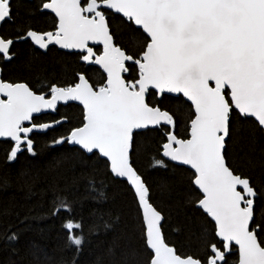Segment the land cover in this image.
<instances>
[{"label": "snow or ice", "instance_id": "obj_1", "mask_svg": "<svg viewBox=\"0 0 264 264\" xmlns=\"http://www.w3.org/2000/svg\"><path fill=\"white\" fill-rule=\"evenodd\" d=\"M21 6L20 0H0V25L15 23ZM49 14L51 30L39 28L32 19ZM28 15L14 37L0 33V62L11 63L18 55L15 45L30 41L41 50L53 45L78 50L73 53L78 60L99 66L103 76L94 81L77 71L69 82L44 81L34 90L27 80L4 78L0 67V138L10 143L7 162L16 161L25 151L35 157L33 136L68 122L62 117L38 123L39 114L78 101L82 105L79 126L53 138L51 144L76 146L85 155L105 158L108 171L130 185L140 242L149 253L146 264H264L260 207L264 205V149L259 156L254 149L242 155L253 175L240 171L233 155L237 134L249 121L253 143L257 131L264 135V0H39ZM117 17L134 39L136 33L143 37L136 47L124 46ZM90 44L102 48L94 50ZM170 98L190 102L187 138L176 132L178 119L169 109ZM148 130H163L162 157L193 170L190 183L199 196L189 202L211 218L219 243L206 244L202 256L184 254L168 240L170 214L154 204L151 186L134 166L137 136ZM154 166L168 167L163 159ZM256 169L260 176L255 175ZM20 177L22 190L33 195L29 173L22 171ZM85 179V191L95 202L108 199L104 181L97 182L94 176ZM11 183L10 176H0V189ZM162 190L167 191L168 185H162ZM78 203L67 195H54L46 214H67L62 228L67 233L66 247L75 252L62 264H78L86 243L82 218L74 215ZM11 212L9 207L0 209V215ZM16 215L21 224L41 218ZM98 219L90 233L114 230L121 217L109 212ZM4 239L13 244L19 234L9 226ZM118 250L116 241L108 253L115 257ZM124 255V264H143L136 248ZM233 256L235 260L230 259Z\"/></svg>", "mask_w": 264, "mask_h": 264}, {"label": "trees", "instance_id": "obj_2", "mask_svg": "<svg viewBox=\"0 0 264 264\" xmlns=\"http://www.w3.org/2000/svg\"><path fill=\"white\" fill-rule=\"evenodd\" d=\"M39 0H20L22 5L16 13L15 23L1 25L0 33L14 37L18 25L30 17L29 11L34 10ZM37 26L43 30H51V14L47 17L36 16L32 18ZM116 23L124 30V46L134 48L143 37L139 33L131 34L126 24ZM94 50L102 48L93 46ZM18 53L11 63L0 62L4 69V78L9 80H27L35 89L41 83H65L77 71H84L91 80H101L102 70L96 65H86L78 60L76 51L62 50L56 45L48 50H41L30 41H21L15 45ZM47 91V88L43 89ZM173 95V94H172ZM174 96V95H173ZM169 109L177 116V134L181 138L186 136V123L191 118L190 102L184 98H170L167 102ZM67 117L68 122L62 123L46 132L37 133L33 138L37 142V155L33 157L26 151L14 162H7L10 148L8 140H0V176H10L11 185L0 189V209L11 208L10 215H0V264H62L70 261L75 252L74 248L66 247V231L62 228L67 214L61 213L56 217H48L47 211L52 206L54 195H67L70 199L79 201L74 215L82 218L86 243L78 257V264H96L98 259L103 264H124V253L129 248L138 250L137 259L146 264L149 253L143 249L140 242L137 218V205L130 185L122 179L114 177L107 169L105 158L94 155H85L76 146L68 144H51L53 138L68 134L72 127L79 126L82 119V106L76 103L60 105L53 113L38 115V123L52 122ZM239 127V125H237ZM253 124L249 121L245 130L237 134L238 142L234 144L233 155L238 169L245 174L253 175V170L245 159L244 152L255 150L259 156L264 149V135L255 133V143L252 135ZM163 130L141 131L137 136V152L135 154V167L140 171L152 188L153 202L169 215L166 236L184 254L203 255L208 243H218L213 235V222L202 210L194 207L193 203L199 196L198 191L191 185L193 170L173 163L160 153V144ZM163 159L168 165L166 169L156 167L155 161ZM59 161V165H57ZM26 171L30 181L34 182L33 195L29 196L23 188V178L20 173ZM260 176V170H255ZM97 182L104 181L107 185L108 199L97 203L91 194L85 191V177H92ZM74 181H76L74 183ZM264 182V181H262ZM167 184L168 190L163 191L162 185ZM264 210V205H261ZM111 213L119 215L121 220L114 230L92 231L90 226L99 223L101 214ZM22 219L25 215L41 217L30 219L21 224L17 215ZM137 230L133 232V223ZM11 226L19 234V240L9 244L4 239V233ZM118 241L120 250L115 257L109 255L108 250ZM235 260L236 257L230 258Z\"/></svg>", "mask_w": 264, "mask_h": 264}, {"label": "water", "instance_id": "obj_3", "mask_svg": "<svg viewBox=\"0 0 264 264\" xmlns=\"http://www.w3.org/2000/svg\"><path fill=\"white\" fill-rule=\"evenodd\" d=\"M0 28H1V25H0ZM57 46V45H56ZM90 46H97V45H92V44H90ZM102 46V45H101ZM57 47H59V46H57ZM60 48V47H59ZM61 49V48H60ZM62 50H67V49H62ZM69 51H78V50H69ZM99 67V66H98ZM173 95H175V94H173ZM68 103H76V104H79V105H81L78 101H70V102H68ZM67 103V104H68ZM65 105L64 103H60V104H58V106H57V109H58V107L60 106V105ZM82 106V105H81ZM56 109V110H57ZM56 110H47L46 112H44V113H53V112H55ZM44 113H42V114H44ZM39 115H41V114H39ZM5 138H0V140H4ZM165 158V157H164ZM165 159H167V160H169L168 158H165ZM170 161V160H169ZM171 162H173V161H171ZM173 163H176V164H179V165H183V164H181V163H179V162H173ZM184 166H186V167H188V168H190V166H188V165H184ZM191 169V168H190ZM122 179H124V178H122Z\"/></svg>", "mask_w": 264, "mask_h": 264}]
</instances>
